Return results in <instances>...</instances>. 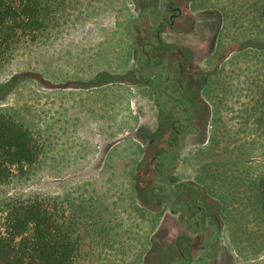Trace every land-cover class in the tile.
<instances>
[{
	"label": "rangeland",
	"instance_id": "374dc122",
	"mask_svg": "<svg viewBox=\"0 0 264 264\" xmlns=\"http://www.w3.org/2000/svg\"><path fill=\"white\" fill-rule=\"evenodd\" d=\"M139 1L142 0H59L57 3L60 10L54 14L48 30L37 41L18 47L12 59L0 70V84L14 79L16 85L7 96L1 97L5 92L0 93V112L11 114L13 111L17 119L31 127L46 142V149L36 168L25 178L0 186V198L28 197L34 194L46 197L68 196V199L79 201L78 205L82 207V192L84 197H89L94 190L98 192L99 189H108L109 184V188L115 190L113 181L108 184L110 177L114 178L115 174L120 176L122 171L131 169L132 165L128 164L125 156L120 158V153L125 152L133 157L129 154L135 153L139 148L136 145L139 138L148 147L158 126L157 100L144 87L133 86L125 81L126 73L135 68L127 27L130 20L138 15ZM254 1L194 0L190 6L196 23L193 33L186 36L184 43L193 47L197 53L203 51V55L210 51L212 48H207V40L217 14L222 23L215 55L231 53L230 58L222 62L219 74L210 79L201 93L208 105L207 128H203L206 130L198 139L188 143L180 157L184 161L173 172L177 181L193 180L195 189L201 191L199 194L202 196H206L202 186L208 185L209 181L201 177L203 172L197 167L201 150L208 144L205 142L201 147L198 143L204 136L208 137L212 129L214 100L221 102L215 108L216 114L222 121L223 130L230 134L227 144L222 142V145L228 146L226 150L237 154L240 147L248 144L243 133L248 131L244 114L252 104L255 83L263 79L264 65L256 64L254 49L241 54L238 50L246 43L247 37H259L256 26L248 25L249 14L244 12L245 4ZM237 22L242 23V29L237 27ZM217 59L214 57L211 61L205 60L201 68L213 73L219 67ZM230 59L232 63L229 62ZM105 82H118L111 86L110 93L119 97L112 107L115 111L112 112L115 115V129L121 130L113 136L118 137L116 140L128 138L116 145L115 154L108 157L103 148V139L111 135L113 129L104 132L103 126L109 122L106 115L107 104L112 96L107 91L89 88L93 84ZM122 82L128 84L125 91L118 88L123 87ZM86 87L87 89H83ZM81 102L87 109L101 111L100 119L96 118L101 123V131L98 126V132L90 131L92 114L82 107ZM81 118L84 119L83 127L79 124ZM146 152L148 153L147 150ZM258 153L252 156L258 160L257 164H264V153L262 150ZM145 157L144 160L148 163L149 156ZM112 159H117L114 166H110ZM144 160L134 168L135 174L141 171ZM199 178L204 182L199 181ZM114 180L120 181L119 178ZM100 199L106 201L108 198L100 196ZM213 201L219 208L217 199L214 198ZM170 225L166 222L164 229L158 231L160 235L153 237L152 243L156 245V249L151 248L147 252L144 263L156 261L159 250L167 246L168 242H173L178 235L177 227ZM94 233L90 230L82 239L83 253L97 247L95 240L98 236ZM223 239L226 254L224 264H264V248L253 251L254 247H248L242 254L239 253L225 227ZM129 251V257L137 254L134 249ZM76 264L129 263L113 261L108 257L98 259L91 254L86 257L81 255Z\"/></svg>",
	"mask_w": 264,
	"mask_h": 264
},
{
	"label": "trees",
	"instance_id": "16d2710c",
	"mask_svg": "<svg viewBox=\"0 0 264 264\" xmlns=\"http://www.w3.org/2000/svg\"><path fill=\"white\" fill-rule=\"evenodd\" d=\"M58 1L0 0V70L18 47L37 41L48 30L60 10ZM244 12L259 37H247L249 42L238 53L254 49L256 64L264 65V0L245 4ZM237 27L242 29V23ZM262 78L255 83L252 104L244 114L248 131L243 133L248 144L237 154L226 150L230 134L223 130L215 109L221 102L215 100L212 129L198 143L201 147L208 144L201 150L197 167L203 172L201 177L209 181L202 184L205 197L217 199L221 221L241 254L248 247H254L253 251L264 248V164H257L252 156L261 150L264 153V74ZM14 82L0 84V93L5 92L1 97L14 90ZM45 149L42 136L17 119L13 111L0 112V186L27 177ZM78 204L68 196L0 198V264H76L82 239L90 230L97 232L89 220V210Z\"/></svg>",
	"mask_w": 264,
	"mask_h": 264
},
{
	"label": "flooded vegetation",
	"instance_id": "af4514ba",
	"mask_svg": "<svg viewBox=\"0 0 264 264\" xmlns=\"http://www.w3.org/2000/svg\"><path fill=\"white\" fill-rule=\"evenodd\" d=\"M193 2L139 1L138 15L127 27L136 69L126 73L125 81L147 89L159 109L158 126L145 153L149 162L143 159L141 171L135 174L134 190L143 208L165 212L159 230L164 229L166 222L179 230L173 242L159 250L156 261L144 264L225 263L224 224L219 208L213 200L199 194L193 180L177 181L173 174L188 143L207 128L208 105L201 93L231 54L215 55L222 23L217 14L207 40L210 51L203 55V51L197 53L184 43L196 23L190 8ZM214 57L218 58L219 67L213 73L203 70L202 62ZM158 231L155 236L160 235ZM152 249H156L154 243Z\"/></svg>",
	"mask_w": 264,
	"mask_h": 264
},
{
	"label": "crops",
	"instance_id": "0c3cea01",
	"mask_svg": "<svg viewBox=\"0 0 264 264\" xmlns=\"http://www.w3.org/2000/svg\"><path fill=\"white\" fill-rule=\"evenodd\" d=\"M109 74H111V72ZM114 83L118 82H105L104 84L96 85L93 84L89 88L107 91L109 94H111V86ZM122 84H124L123 87L118 88L119 90L125 91L128 84H126V82H122ZM83 89H87V87ZM111 96L112 100L107 104L108 112L106 113L109 122L108 125L104 124L103 126L104 132H110L108 129H113V133H111V135L109 134L107 138L104 137L103 139L106 142L103 143V148L106 149L105 155L107 157L113 153L115 154L116 145L119 143L121 144V142L128 139L127 137H123L119 140H116L118 137L115 138V136H113L116 132L120 131L121 128H119V130L115 129V115L112 112V110H114L112 107L119 97L117 98L115 93H112ZM81 105L86 109V111H88V113L90 112L92 114V119L90 121V131L92 133L95 131L98 132V129L101 131V123L96 119H100L99 115L101 114V111L87 109L83 102H81ZM79 124L81 127L84 126L83 118H81ZM96 126H98V129ZM142 140L143 139L140 140V138L136 140V145L139 148L135 153L132 152V154H129L133 155V157L128 156L125 154V152L120 153V158L125 156L124 158L128 160V164H131L132 167L129 169V171H122L120 176H116L115 174L114 178L112 177L111 179L110 177L108 184L113 181L112 184L115 187V190L109 188L111 186V184H109L108 189L104 188L103 191L99 189L97 192V190L95 191L93 189V195L90 194L89 197H84L83 192L81 193L83 198L82 206H85V208L89 210V213L91 214V220H93L92 222L95 223L92 225L97 229V232L94 234H97L98 238H103V240L96 237L95 241H97V247H93L91 250H88L87 253H83L81 249L79 258L81 255L86 257L87 255L89 256L94 254L98 259L101 257H108V259L110 258L111 260L118 262L122 261L129 264H144L145 256L152 248V239L162 225L165 212H163V210L156 212L143 208L140 205V201L134 190V168L139 166L140 162L144 159L147 150V147ZM124 148L125 147H123V150H125ZM116 160L117 159H112L111 161L113 162L110 166H114ZM182 161H184V159H182L181 162ZM181 162H179L177 169ZM118 178L120 181L114 180ZM100 196L104 198L106 197L108 199H106V201L102 200L100 199ZM146 230H148L147 235L145 234ZM132 248L135 250V252L137 251V254L134 257H129V254H131L129 250L131 249L132 252Z\"/></svg>",
	"mask_w": 264,
	"mask_h": 264
},
{
	"label": "water",
	"instance_id": "95a60500",
	"mask_svg": "<svg viewBox=\"0 0 264 264\" xmlns=\"http://www.w3.org/2000/svg\"><path fill=\"white\" fill-rule=\"evenodd\" d=\"M163 199H165V201H167V203H170L169 200L165 197H162Z\"/></svg>",
	"mask_w": 264,
	"mask_h": 264
}]
</instances>
